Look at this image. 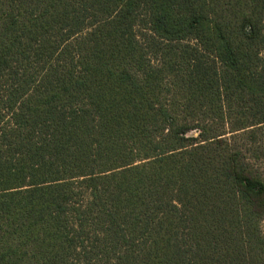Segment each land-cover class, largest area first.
I'll list each match as a JSON object with an SVG mask.
<instances>
[{
  "label": "trees",
  "instance_id": "1",
  "mask_svg": "<svg viewBox=\"0 0 264 264\" xmlns=\"http://www.w3.org/2000/svg\"><path fill=\"white\" fill-rule=\"evenodd\" d=\"M261 123L264 0H0V264H264Z\"/></svg>",
  "mask_w": 264,
  "mask_h": 264
},
{
  "label": "rangeland",
  "instance_id": "2",
  "mask_svg": "<svg viewBox=\"0 0 264 264\" xmlns=\"http://www.w3.org/2000/svg\"><path fill=\"white\" fill-rule=\"evenodd\" d=\"M237 136L236 141L240 145L258 146L260 143H264V123L256 124L255 126L250 127V130L248 131L238 132ZM253 164L264 176V156H254Z\"/></svg>",
  "mask_w": 264,
  "mask_h": 264
}]
</instances>
